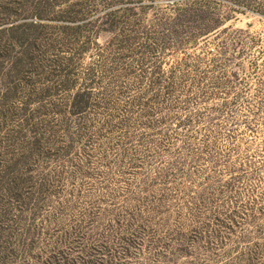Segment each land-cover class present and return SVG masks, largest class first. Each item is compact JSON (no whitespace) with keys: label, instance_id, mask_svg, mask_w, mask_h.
I'll return each mask as SVG.
<instances>
[{"label":"rangeland","instance_id":"374dc122","mask_svg":"<svg viewBox=\"0 0 264 264\" xmlns=\"http://www.w3.org/2000/svg\"><path fill=\"white\" fill-rule=\"evenodd\" d=\"M0 264H264V0H0Z\"/></svg>","mask_w":264,"mask_h":264},{"label":"trees","instance_id":"16d2710c","mask_svg":"<svg viewBox=\"0 0 264 264\" xmlns=\"http://www.w3.org/2000/svg\"><path fill=\"white\" fill-rule=\"evenodd\" d=\"M64 7H66L67 8V4H65L64 5ZM30 18H32V19H35V20H38V22H31V26H33V27H36V26H42L43 24L41 23V20H51V19H48V17L47 16H45V17H43V16H41V15H34V16H31ZM68 20H70V21H67V20H62V21H64L66 24L64 25V28H66V27H68V28H70V26H72L74 23H75V21H73L72 19H68ZM63 22V23H64ZM10 28H14V26H11ZM9 28V29H10Z\"/></svg>","mask_w":264,"mask_h":264}]
</instances>
